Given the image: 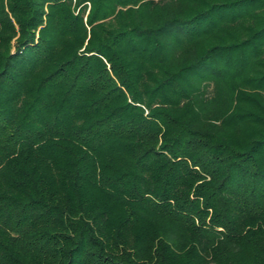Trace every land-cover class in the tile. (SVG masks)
Instances as JSON below:
<instances>
[{
    "label": "trees",
    "instance_id": "1",
    "mask_svg": "<svg viewBox=\"0 0 264 264\" xmlns=\"http://www.w3.org/2000/svg\"><path fill=\"white\" fill-rule=\"evenodd\" d=\"M0 264H264V0H0Z\"/></svg>",
    "mask_w": 264,
    "mask_h": 264
}]
</instances>
